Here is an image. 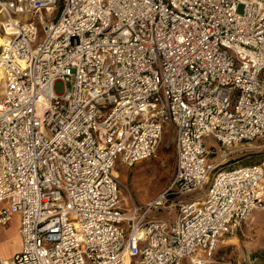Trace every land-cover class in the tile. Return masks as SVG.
Masks as SVG:
<instances>
[{"label":"built area","instance_id":"obj_1","mask_svg":"<svg viewBox=\"0 0 264 264\" xmlns=\"http://www.w3.org/2000/svg\"><path fill=\"white\" fill-rule=\"evenodd\" d=\"M168 124L171 184L128 203L118 163L157 158ZM255 148L264 0H0V225L21 236L0 264H211L264 209V162L216 172Z\"/></svg>","mask_w":264,"mask_h":264},{"label":"rangeland","instance_id":"obj_2","mask_svg":"<svg viewBox=\"0 0 264 264\" xmlns=\"http://www.w3.org/2000/svg\"><path fill=\"white\" fill-rule=\"evenodd\" d=\"M62 86L57 87L61 91ZM168 124L165 128L159 155L155 159L143 161L132 167L118 163L116 172L122 183V195L128 203L144 205L157 198L171 184L176 168L175 134ZM256 145L257 143H253ZM209 149L216 148L222 152L220 145L213 139H207ZM231 160L216 169V172L238 164L264 162V148L236 153ZM214 161V159L212 160ZM160 211V217L174 221L177 209ZM157 213V212H155ZM0 225V255L13 252L18 243L15 240L17 222L8 226ZM264 209L255 210L243 223L237 234L220 242L211 264H264ZM257 256V257H256Z\"/></svg>","mask_w":264,"mask_h":264},{"label":"crops","instance_id":"obj_3","mask_svg":"<svg viewBox=\"0 0 264 264\" xmlns=\"http://www.w3.org/2000/svg\"><path fill=\"white\" fill-rule=\"evenodd\" d=\"M14 222H17L18 226H17V229H16V232H15V240L17 241L18 243V246L17 248L11 252L10 254H7L6 256H2L3 258L5 259H10L12 258L16 253L20 252L21 251V236H20V232H19V228H20V224H19V218L18 217H15L14 220L12 221L11 224H13ZM9 224V225H11ZM8 226V225H7ZM2 227V226H1ZM185 264H189L188 261H185Z\"/></svg>","mask_w":264,"mask_h":264},{"label":"bare ground","instance_id":"obj_4","mask_svg":"<svg viewBox=\"0 0 264 264\" xmlns=\"http://www.w3.org/2000/svg\"><path fill=\"white\" fill-rule=\"evenodd\" d=\"M115 175H116L118 178H120V177L118 176L117 172H116V169H115Z\"/></svg>","mask_w":264,"mask_h":264},{"label":"trees","instance_id":"obj_5","mask_svg":"<svg viewBox=\"0 0 264 264\" xmlns=\"http://www.w3.org/2000/svg\"><path fill=\"white\" fill-rule=\"evenodd\" d=\"M236 164H238V163H236ZM262 255H264V253H261ZM257 257V256H256Z\"/></svg>","mask_w":264,"mask_h":264}]
</instances>
